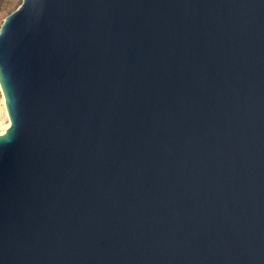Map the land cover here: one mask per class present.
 Returning <instances> with one entry per match:
<instances>
[{"label": "water", "instance_id": "95a60500", "mask_svg": "<svg viewBox=\"0 0 264 264\" xmlns=\"http://www.w3.org/2000/svg\"><path fill=\"white\" fill-rule=\"evenodd\" d=\"M0 84V264H264V0H23Z\"/></svg>", "mask_w": 264, "mask_h": 264}, {"label": "built area", "instance_id": "2783aa9c", "mask_svg": "<svg viewBox=\"0 0 264 264\" xmlns=\"http://www.w3.org/2000/svg\"><path fill=\"white\" fill-rule=\"evenodd\" d=\"M8 124H9V113L0 84V132L4 131L7 128Z\"/></svg>", "mask_w": 264, "mask_h": 264}, {"label": "rangeland", "instance_id": "374dc122", "mask_svg": "<svg viewBox=\"0 0 264 264\" xmlns=\"http://www.w3.org/2000/svg\"><path fill=\"white\" fill-rule=\"evenodd\" d=\"M6 1H10L11 3H9V9L10 11L12 10V12L17 9L20 4L23 2V0H0V2H4L3 4L6 3ZM7 11H4V10H0V28H1V25L3 24L6 16H7Z\"/></svg>", "mask_w": 264, "mask_h": 264}, {"label": "trees", "instance_id": "16d2710c", "mask_svg": "<svg viewBox=\"0 0 264 264\" xmlns=\"http://www.w3.org/2000/svg\"><path fill=\"white\" fill-rule=\"evenodd\" d=\"M4 2H0V10H4L7 11V14H10L12 12V10L10 11L9 9V3H11L10 1H6L5 4H3Z\"/></svg>", "mask_w": 264, "mask_h": 264}]
</instances>
